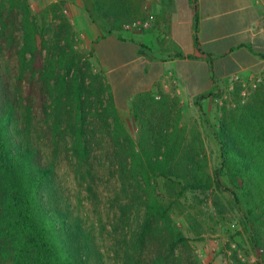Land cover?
Here are the masks:
<instances>
[{
  "label": "trees",
  "instance_id": "trees-1",
  "mask_svg": "<svg viewBox=\"0 0 264 264\" xmlns=\"http://www.w3.org/2000/svg\"><path fill=\"white\" fill-rule=\"evenodd\" d=\"M19 31L23 34L22 40L18 39ZM40 35V26L33 18L28 0H8V7L0 4V264H100L92 236L59 189L55 164L46 159L31 134L32 101L34 91H38L41 108L51 119V124L47 122L53 129L56 144H60L65 134L63 110L71 105L77 111L71 125V149L79 161H88L91 152L87 148L83 122L86 90L80 79L83 60L72 44L61 45L60 41L54 45L52 59L45 58ZM4 50H16L20 55L21 69L15 85L10 68L2 63ZM28 69L31 82L36 77L41 82L39 86L29 87L25 106L20 91ZM95 78L105 85L99 75ZM102 90L109 93L115 137L130 143L128 149L119 146L121 181L126 187L128 179H135L142 191L145 218L139 242L148 241L156 224L162 229L169 251L175 253L178 246L190 249L189 238L178 230L170 205L159 193L157 177L162 175L169 180L172 175L179 177L184 182L183 190L209 188L212 176L206 172L205 163L196 161L194 150H182L181 135L163 133L164 128L157 134L151 127L153 119L148 121L145 134L136 141L127 132L113 89L102 87ZM239 92L240 87H237L233 95ZM137 98L135 112L143 107L152 116L169 110V97L157 99L151 93H144ZM229 103L225 101L221 107L222 118L216 133L222 158L220 168L229 177L228 190L243 204V228L262 227L264 93L257 91L248 103L232 109ZM23 106L26 114H23ZM161 140L164 145L157 144ZM256 242H260L259 237ZM189 264L198 262L191 259ZM256 264H264V257Z\"/></svg>",
  "mask_w": 264,
  "mask_h": 264
},
{
  "label": "rangeland",
  "instance_id": "rangeland-1",
  "mask_svg": "<svg viewBox=\"0 0 264 264\" xmlns=\"http://www.w3.org/2000/svg\"><path fill=\"white\" fill-rule=\"evenodd\" d=\"M28 2L33 18L40 26L39 42L44 57L52 59L54 45L60 41L61 45L72 44L83 60L80 79L86 90L83 122L87 148L91 152L88 161H79L71 149V125L75 122L77 111L71 105L63 110L65 134L60 144H56L52 138L53 129L47 122L51 124V119L41 108L38 91H34L32 101L31 134L36 145L41 146L46 159L55 164L59 189L74 214L81 218L84 229L92 236L99 251L100 264H189L191 259L198 264H256L260 257H264V225L243 228V204H239L228 190L230 181L226 171L220 168L221 150L216 137L222 118L221 107L225 101L230 102V109L242 106L257 91L245 101L241 100L240 93L235 96L232 92L224 97L219 91L217 94L222 102L218 99L211 111L205 110L201 103H191L173 93L166 94L169 97V110L160 114L151 116L149 110L143 107L135 112L134 103L124 111L123 122L128 134L136 141L145 134L148 121L153 119L151 127L157 134L158 130L164 128L163 133L173 135L176 132L177 136L181 135L182 150L197 152L196 161L204 162L206 172L212 176L211 187L187 190L182 189L184 182L179 177L172 175L171 180L162 175L157 177L159 193L170 205L178 230L189 238L190 249L178 246L175 253L169 251L162 229L156 224L148 241L140 243L139 234L145 218L142 191L135 184V179H128L126 187L121 181L119 146L128 149L130 143L115 137L109 93L102 90V87L112 88L103 66L115 69L109 73L110 78L118 76L116 65L120 63V58L111 55V46L108 48L110 54L105 55L102 61L96 53V42L102 34L112 29L125 30L124 24L136 19L130 17L131 4L126 0H113L111 4L114 7H108L107 0H91V7L86 1L83 8L77 2L78 7L71 6L69 0ZM97 2L98 8L94 6ZM0 4L8 7V0H0ZM74 10L79 12V17L80 13L87 15L86 19L74 16ZM108 10L112 13L109 14ZM156 10L155 6L149 5L143 8V12L150 14H155ZM114 14L116 19H110L109 16ZM17 17L20 18L19 15ZM150 20L151 24L157 21ZM17 35L22 40V32L19 31ZM2 63L10 68L15 85L21 69L18 51L4 50ZM47 63L49 66L50 63ZM95 75H99L105 85L96 82ZM31 76L30 70H26L20 91L25 106L29 87L39 86L41 82L37 77L31 82ZM48 104H51V98ZM25 106L22 107L23 114L27 112ZM157 144L164 145L162 140ZM162 150H165L164 146ZM258 237L260 242L257 243ZM233 243H236V247L232 246Z\"/></svg>",
  "mask_w": 264,
  "mask_h": 264
},
{
  "label": "crops",
  "instance_id": "crops-1",
  "mask_svg": "<svg viewBox=\"0 0 264 264\" xmlns=\"http://www.w3.org/2000/svg\"><path fill=\"white\" fill-rule=\"evenodd\" d=\"M86 1L91 7V0H69L71 6L77 2L83 8ZM107 1L114 7L113 0ZM126 1L134 19L148 18L143 8L155 6L151 19L157 21L143 30L112 29L96 42L101 61L110 46L111 55L120 58L118 76L110 78L115 69L103 67L121 116L144 93H173L211 111L218 99L222 102L219 91L226 97L241 88L239 79L250 82L264 72V0ZM94 6L98 8V2ZM80 14L79 19H86ZM109 18L116 19L115 14Z\"/></svg>",
  "mask_w": 264,
  "mask_h": 264
},
{
  "label": "built area",
  "instance_id": "built-area-1",
  "mask_svg": "<svg viewBox=\"0 0 264 264\" xmlns=\"http://www.w3.org/2000/svg\"><path fill=\"white\" fill-rule=\"evenodd\" d=\"M154 17V14H150L148 18H137L128 23L124 24V29L132 30V29H144L148 28L151 25V18ZM240 83V98L242 101H245L248 97H250L256 91H262L264 93V72L256 75L252 81H243L238 80ZM156 98H162L160 95L155 96ZM233 247H236V243L232 244Z\"/></svg>",
  "mask_w": 264,
  "mask_h": 264
}]
</instances>
